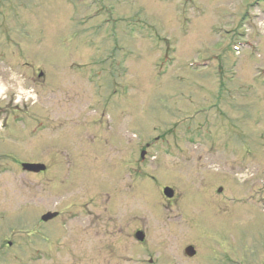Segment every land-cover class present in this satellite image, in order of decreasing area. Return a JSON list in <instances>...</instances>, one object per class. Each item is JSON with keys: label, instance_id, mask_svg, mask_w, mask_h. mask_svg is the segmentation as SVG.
I'll list each match as a JSON object with an SVG mask.
<instances>
[{"label": "rangeland", "instance_id": "374dc122", "mask_svg": "<svg viewBox=\"0 0 264 264\" xmlns=\"http://www.w3.org/2000/svg\"><path fill=\"white\" fill-rule=\"evenodd\" d=\"M0 264H264V0H0Z\"/></svg>", "mask_w": 264, "mask_h": 264}, {"label": "water", "instance_id": "95a60500", "mask_svg": "<svg viewBox=\"0 0 264 264\" xmlns=\"http://www.w3.org/2000/svg\"><path fill=\"white\" fill-rule=\"evenodd\" d=\"M22 169L23 171H26V172H33V173H39L41 171H44L45 170V167L43 165H32V164H23L22 165ZM163 194L164 196H167L168 198H170L172 196V192L170 189L168 188H165L163 190ZM57 216V214H46L45 216H43L41 218V220L43 222H47L53 218H55ZM135 238L139 241H142L143 240V235L142 233H136L135 235ZM186 254L188 257H192L194 255V251L191 247H188L186 250H185Z\"/></svg>", "mask_w": 264, "mask_h": 264}, {"label": "flooded vegetation", "instance_id": "af4514ba", "mask_svg": "<svg viewBox=\"0 0 264 264\" xmlns=\"http://www.w3.org/2000/svg\"><path fill=\"white\" fill-rule=\"evenodd\" d=\"M44 173V172H43Z\"/></svg>", "mask_w": 264, "mask_h": 264}]
</instances>
